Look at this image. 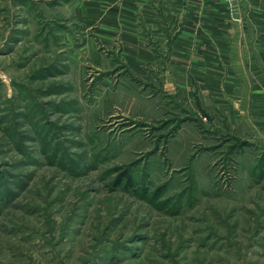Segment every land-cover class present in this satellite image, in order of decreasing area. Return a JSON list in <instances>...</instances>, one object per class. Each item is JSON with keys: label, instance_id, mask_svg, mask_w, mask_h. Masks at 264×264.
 I'll return each instance as SVG.
<instances>
[{"label": "rangeland", "instance_id": "1", "mask_svg": "<svg viewBox=\"0 0 264 264\" xmlns=\"http://www.w3.org/2000/svg\"><path fill=\"white\" fill-rule=\"evenodd\" d=\"M59 1L0 0V264H264V146L120 67L62 73Z\"/></svg>", "mask_w": 264, "mask_h": 264}, {"label": "crops", "instance_id": "2", "mask_svg": "<svg viewBox=\"0 0 264 264\" xmlns=\"http://www.w3.org/2000/svg\"><path fill=\"white\" fill-rule=\"evenodd\" d=\"M59 3L46 42L62 73L122 69L195 105L197 116L224 115L247 145L264 146V0Z\"/></svg>", "mask_w": 264, "mask_h": 264}, {"label": "trees", "instance_id": "3", "mask_svg": "<svg viewBox=\"0 0 264 264\" xmlns=\"http://www.w3.org/2000/svg\"><path fill=\"white\" fill-rule=\"evenodd\" d=\"M122 181H125L127 183L131 182L127 172H125V171L120 173V175L117 178V183H121Z\"/></svg>", "mask_w": 264, "mask_h": 264}, {"label": "built area", "instance_id": "4", "mask_svg": "<svg viewBox=\"0 0 264 264\" xmlns=\"http://www.w3.org/2000/svg\"><path fill=\"white\" fill-rule=\"evenodd\" d=\"M224 1H230V0H224Z\"/></svg>", "mask_w": 264, "mask_h": 264}]
</instances>
